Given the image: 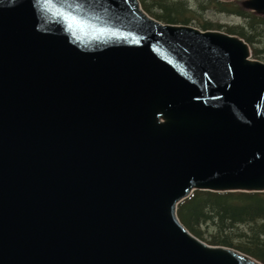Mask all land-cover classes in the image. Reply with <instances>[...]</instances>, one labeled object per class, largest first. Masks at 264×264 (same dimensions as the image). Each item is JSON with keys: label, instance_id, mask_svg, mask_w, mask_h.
<instances>
[{"label": "water", "instance_id": "1", "mask_svg": "<svg viewBox=\"0 0 264 264\" xmlns=\"http://www.w3.org/2000/svg\"><path fill=\"white\" fill-rule=\"evenodd\" d=\"M250 57L139 0H0V264H263L178 216L196 190L264 192Z\"/></svg>", "mask_w": 264, "mask_h": 264}, {"label": "trees", "instance_id": "2", "mask_svg": "<svg viewBox=\"0 0 264 264\" xmlns=\"http://www.w3.org/2000/svg\"><path fill=\"white\" fill-rule=\"evenodd\" d=\"M152 16L168 23L194 24L202 29L220 27L202 15L209 9L236 14L243 22L226 25V30L245 38L256 58L264 60V18L244 11L236 2L216 0H141ZM179 216L196 236L212 245L228 246L264 263V193L195 192L179 206ZM211 229V230H210Z\"/></svg>", "mask_w": 264, "mask_h": 264}, {"label": "rangeland", "instance_id": "3", "mask_svg": "<svg viewBox=\"0 0 264 264\" xmlns=\"http://www.w3.org/2000/svg\"><path fill=\"white\" fill-rule=\"evenodd\" d=\"M207 17L212 19L214 22H219L221 24L240 22V20H241V19H238L237 17H234L232 15H228V14H224V13H217L214 11H209L207 14ZM220 30L223 31L224 28H221ZM258 39H261L262 42L264 43V32L262 33V35Z\"/></svg>", "mask_w": 264, "mask_h": 264}]
</instances>
